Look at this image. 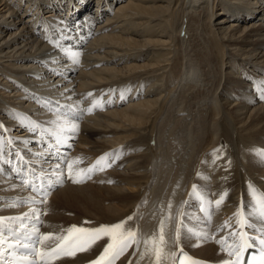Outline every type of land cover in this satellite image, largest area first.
<instances>
[{
    "label": "bare ground",
    "instance_id": "obj_1",
    "mask_svg": "<svg viewBox=\"0 0 264 264\" xmlns=\"http://www.w3.org/2000/svg\"><path fill=\"white\" fill-rule=\"evenodd\" d=\"M262 82L264 0H0V152L16 145L42 162L33 127L67 121L78 125L62 134L75 149L67 172L68 163L75 173L94 159L111 162L52 194L42 234L132 216L126 227L147 237L163 220L167 252L224 260L220 245L187 229L219 239L240 206L258 219L248 185L264 191ZM225 192L219 208L207 203ZM20 196L21 186L0 176V213L16 211L10 201ZM107 242L54 264H90ZM135 248L116 264L148 261Z\"/></svg>",
    "mask_w": 264,
    "mask_h": 264
},
{
    "label": "snow or ice",
    "instance_id": "obj_2",
    "mask_svg": "<svg viewBox=\"0 0 264 264\" xmlns=\"http://www.w3.org/2000/svg\"><path fill=\"white\" fill-rule=\"evenodd\" d=\"M52 43L53 41H49ZM56 46L59 45V41H55ZM66 55H69L74 63L79 62V52H74L71 49H64ZM261 98L264 99V82L261 83ZM91 95V93H89ZM123 98V97H122ZM100 102H94L93 107L99 106ZM89 112L92 108L88 109ZM57 123V130L51 135L56 139L57 143H61L60 137L65 131H77L78 125L70 124L65 121L63 123ZM38 127V125H36ZM32 130H35L34 128ZM219 149H214L213 154L217 153ZM261 158H264V150H258L257 153ZM109 154L106 153L100 160H105ZM219 157L217 156V159ZM22 159V157H21ZM79 158L74 163H78ZM100 161H97L99 164ZM108 167L111 164H107ZM68 178L72 179L74 183L82 182V178H90V173L96 166L87 170L79 169L74 173L73 163H68ZM59 169V165H57ZM99 170H103L101 167ZM56 175V182H62L64 176L63 172L54 173ZM199 175V174H198ZM76 176H81V179H77ZM36 179H40L39 176ZM25 185L32 187L33 191H39L36 185L28 180L24 181ZM42 187V186H41ZM196 186H193L195 191ZM249 192L251 193L252 201L254 202L253 214L256 215L261 222V228L259 234L256 236L249 235L245 229L253 226V222L248 214H246V208L241 206L237 208V211L233 213L235 218V225L232 224L231 218L224 221L220 225V230L230 229L227 235H224L217 239L215 236H208L206 233H196L192 229H187L188 233L193 236H203L204 239H212L218 245H220V251L226 253L230 259L223 260L221 264H242L243 253L258 243L260 252L258 256L252 257L247 261V264H264V191L257 189L253 184L248 185ZM45 197L47 193H44ZM227 196V193L219 195V198L207 203L219 208ZM46 203V199L41 201ZM11 206H15L14 204ZM171 205H169L170 207ZM204 211L205 209H201ZM31 213L34 214L33 218L36 222L42 223L40 220V212L38 209H32ZM29 213H25L24 217H28ZM24 217H0V264H19V262H27V264H53L54 261L59 260L61 257H74L78 252L88 251L94 244L101 241L105 237L108 238L107 244L103 247V251L100 255L90 264H115L124 253L133 245H138L140 239L138 237V231L126 227L127 222L133 219L132 216L127 217L126 220L120 221L110 225H100L96 228H84L72 225L66 230H62V234L43 233L39 232L38 228H33L32 233L25 237V239L31 240L32 236H35V241L30 243H23L19 239L15 243L9 242L7 238H3V225L5 221H22ZM210 219V216H209ZM24 225L19 224L15 230L19 232ZM165 223L162 220L160 223L158 233L152 237L144 240L145 251L140 253V259H144L146 256L153 257L152 264H164L165 261L171 260L172 264H205V262L193 259L187 253L179 248L178 251L167 252L166 246L168 240L166 239ZM183 227V225H181ZM181 227H177L175 230V238L172 243L179 244L181 236ZM66 233V234H63ZM54 242L49 244L48 242ZM231 241V242H229ZM6 245V246H5ZM199 246V245H195ZM14 248H22L27 250L28 255L16 256L13 253ZM131 264V262H130Z\"/></svg>",
    "mask_w": 264,
    "mask_h": 264
},
{
    "label": "rangeland",
    "instance_id": "obj_3",
    "mask_svg": "<svg viewBox=\"0 0 264 264\" xmlns=\"http://www.w3.org/2000/svg\"><path fill=\"white\" fill-rule=\"evenodd\" d=\"M92 7H95V5L94 6H92ZM92 30V29H91ZM77 67L79 68L80 67V64L79 65H77ZM10 140V139H9ZM73 152H75V149H74V151ZM45 162V161H44ZM47 162V161H46ZM93 179V178H92ZM87 183V182H86ZM86 183H84V184H86ZM57 191V190H56ZM196 194H197V192H196ZM202 195V194H201Z\"/></svg>",
    "mask_w": 264,
    "mask_h": 264
}]
</instances>
